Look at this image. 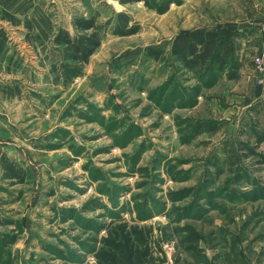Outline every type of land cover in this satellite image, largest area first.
<instances>
[{
	"label": "rangeland",
	"instance_id": "obj_1",
	"mask_svg": "<svg viewBox=\"0 0 264 264\" xmlns=\"http://www.w3.org/2000/svg\"><path fill=\"white\" fill-rule=\"evenodd\" d=\"M34 4L46 48L14 40L35 119L3 133L14 172L0 164V264L264 263V0H181L163 13L142 0ZM118 11L138 32L106 33L63 83L56 31ZM220 25L242 34L237 78L200 79L170 55L177 32Z\"/></svg>",
	"mask_w": 264,
	"mask_h": 264
},
{
	"label": "trees",
	"instance_id": "obj_2",
	"mask_svg": "<svg viewBox=\"0 0 264 264\" xmlns=\"http://www.w3.org/2000/svg\"><path fill=\"white\" fill-rule=\"evenodd\" d=\"M136 1L141 0H120L121 3ZM142 1L158 13L168 10L172 3L181 2V0ZM97 17L98 13L89 17L75 16L72 21L74 34L63 28H59L54 34L52 44L62 50L59 68L63 83L71 82L74 77L82 75L85 64L106 33L127 36L139 30L138 22L123 11L115 12L104 22H98ZM241 37L239 29L223 25L213 28L194 27L179 31L172 37L169 53L182 68L198 75L200 79L208 73L226 74L229 79H234L238 77L241 66L239 61L241 46L238 41ZM145 50V54L155 60H159L165 53V49L159 46H148ZM2 156L0 164L3 168L9 173L14 172L12 161L5 160Z\"/></svg>",
	"mask_w": 264,
	"mask_h": 264
},
{
	"label": "crops",
	"instance_id": "obj_3",
	"mask_svg": "<svg viewBox=\"0 0 264 264\" xmlns=\"http://www.w3.org/2000/svg\"><path fill=\"white\" fill-rule=\"evenodd\" d=\"M40 0H0V147L5 146L3 133L10 137L20 136V132L29 124L34 113L29 112L26 84L31 78V66L23 55L15 51V38L19 50L26 42L34 49L46 48V22L44 6L34 3ZM241 49V48H240ZM38 52V54H40ZM40 59V57L38 58ZM43 59H40L42 63ZM39 66V64H38ZM40 67V66H39ZM33 83L46 84V72L32 71ZM35 78V79H34Z\"/></svg>",
	"mask_w": 264,
	"mask_h": 264
},
{
	"label": "built area",
	"instance_id": "obj_4",
	"mask_svg": "<svg viewBox=\"0 0 264 264\" xmlns=\"http://www.w3.org/2000/svg\"><path fill=\"white\" fill-rule=\"evenodd\" d=\"M257 67L260 71H264V63L262 62V59H260V57H256L255 58ZM260 264H264V263H260Z\"/></svg>",
	"mask_w": 264,
	"mask_h": 264
}]
</instances>
